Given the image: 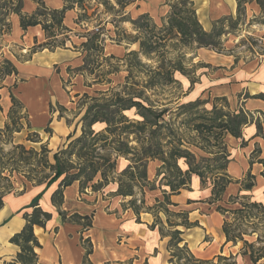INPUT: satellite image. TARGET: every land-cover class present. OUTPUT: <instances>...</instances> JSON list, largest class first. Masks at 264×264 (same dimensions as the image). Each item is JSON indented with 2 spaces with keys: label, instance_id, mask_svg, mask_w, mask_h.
I'll return each mask as SVG.
<instances>
[{
  "label": "crops",
  "instance_id": "crops-1",
  "mask_svg": "<svg viewBox=\"0 0 264 264\" xmlns=\"http://www.w3.org/2000/svg\"><path fill=\"white\" fill-rule=\"evenodd\" d=\"M191 1L195 5L198 22L208 33L218 21L235 19L238 12V0ZM259 1L264 8V0ZM6 2L12 8L16 4L15 0ZM82 2L22 0L20 11L24 15L32 16L38 10L46 12V15L39 16L40 24L25 30L20 26L17 13L7 6L2 9L9 11L5 16L9 29L0 25V129L8 122L13 96L25 115L29 132L40 134L45 129L55 130L56 127L59 131L64 127L68 130L61 120H56V107L71 106L65 82L71 78L70 72L75 68L79 72L85 69L82 66L85 62L83 51L90 50V47H87V36L80 35L78 31L86 32L89 36L94 33L83 25L82 20L86 17L82 16H87V12ZM140 2L142 0L134 3L136 7ZM66 5L70 8L63 15L61 28L54 26L51 29L53 36L48 37L42 27L43 22L50 23L49 14L62 10ZM242 6L249 17L263 13L257 0H244ZM164 8L157 6L155 14L154 8H145L138 14L155 16L162 25L171 12V7ZM58 38H64L62 48L48 50L46 47L58 43ZM34 47L40 50L34 51ZM211 54L214 56L205 62L214 66V72L210 70L208 76L202 74L200 82L195 84L200 91L203 90L201 97L206 93L208 98H226L235 108L239 104L240 110L236 112L241 111L248 119L241 127L240 138L230 134L224 136L229 155L226 173L234 182L227 186L221 204L224 205L230 196L240 192L264 205V57L235 64L232 56ZM4 62L14 69L11 73L2 72ZM75 80L80 81L78 75L74 76ZM97 125L102 129L105 126L103 123L95 124L92 129L96 132L99 131L94 129ZM128 163L123 157H118L117 171H122ZM160 165L157 160L148 162L147 178L150 182L155 181ZM248 173L254 176V185L245 192L241 190V183ZM12 184L14 190L4 194L0 208V264L16 260L19 247L10 239L25 226L24 214L32 211L30 206L38 196V207L50 213L51 218L44 227L33 228L40 245L35 249L36 264H172L169 262L168 231L174 229L182 232L183 242L180 246L186 244L197 259L216 261L217 256H232L233 264H252L247 256L240 254L239 244L226 242L222 232L224 217L216 211V204L209 203L211 187L202 185L196 176L192 177L189 189H181L179 193L170 195V201L176 207L170 206L169 209L186 212L188 221L196 224L190 228H169L162 212L157 214L160 224H156L153 211L144 209L136 215L127 204L131 197L114 195L116 184L104 185L97 191L91 188L81 191L79 182H73L62 189L60 205L53 204L51 200L59 189L58 183L46 189L45 185H23L20 179ZM144 199L146 207H153L156 199H162L161 189L145 188ZM60 213L66 215L65 220H62ZM72 215L90 216V226H83V221L70 220Z\"/></svg>",
  "mask_w": 264,
  "mask_h": 264
},
{
  "label": "rangeland",
  "instance_id": "rangeland-1",
  "mask_svg": "<svg viewBox=\"0 0 264 264\" xmlns=\"http://www.w3.org/2000/svg\"><path fill=\"white\" fill-rule=\"evenodd\" d=\"M6 1L0 0V19L5 14L2 9H6V6L10 7L8 4L6 5ZM80 1H83L84 9L87 12V16H82V18L86 17L82 20L83 25L86 29L98 34V39L95 41L94 49L83 51L85 62L82 66L85 69L79 72L74 67L75 69L70 72L71 78L65 82L66 94L72 103L71 106L69 108L56 107V120H61L62 125L65 124L68 130H65L64 127L59 131L56 127L55 130L54 128L49 129V132L44 131L37 135L29 132L24 121V113L15 106L13 119L16 124L10 126V131L0 134V168L4 167L9 171L14 168L20 173V175L13 173L9 176L5 171L4 175L9 177V182H16L20 179L28 185H35L38 182H42L41 185H44L45 177L51 176L53 171L43 164L41 157H44L52 165L55 163L53 159L55 154L60 159L65 175L76 173L85 160L90 158L88 149L81 151L79 150L80 146L73 145L76 139L82 136L83 117L88 106L92 104L91 99L97 98L103 103L105 100H114V93L120 94L119 99L122 100L120 103L122 107H129L131 103L128 101L130 100L139 101L145 107L151 105L154 111H165L157 125H150L141 134L135 131V135L130 137V145L137 149L138 155L141 152L139 147L142 146L145 149L150 148L152 153H159L158 157L165 161V175L177 180L176 162L182 170H186L187 167L181 160L183 158L174 159L170 155L185 153L188 155L186 162H189L194 168L196 164V166L204 168L201 170L204 173L207 172L205 176L208 178L210 176L209 169L212 170L215 167L214 161L201 162V158L212 159V154L215 151H220L222 148L224 151L223 144L219 147L211 139L214 137V133H218V129H212L216 124L215 118L220 113V115H225L224 119L228 121L232 113L240 109L239 104L238 108H235L234 104H230L226 98L225 100L208 98L206 93L201 97L203 90L200 91L198 85L195 84L200 82L202 74L208 76L210 70L214 72V66L211 65L213 67L211 69L210 64L205 62L210 61V57L214 56L211 52L222 56H232L235 64L264 57V42L262 41L264 38L262 29L264 27V8L260 4L261 1L257 0L262 6L263 13L249 17L242 6L244 0H240L241 5L235 19L229 18V21L223 22V26L217 23L209 32L213 33V37L207 39L206 43L212 45L199 47L198 44L193 43L184 46L178 39L171 36L167 37L164 44H160L161 47H158L150 57L140 53V43L149 38L150 42L159 43L158 38L163 35L161 29L154 31L148 29L145 33L143 30L142 32L136 30L131 22L138 20L140 10L154 8L155 14L157 6L166 9L181 0H142L138 7L134 4L136 2L130 3V0H123L122 2H125L123 5L118 4L115 0ZM193 8L195 9L194 3ZM184 11L186 10L184 9ZM171 13L172 9L166 17L168 18ZM183 15L186 16L185 13ZM167 18L162 21L161 25L157 17L149 16V26L155 25L160 28L167 24ZM78 33L87 36V47H90L93 34L89 36L81 30ZM58 39H60L58 43L46 48L48 50L62 48L61 44L64 38ZM35 50H40V48L34 47ZM130 52H136L138 57L130 56ZM6 65L4 62L2 72L7 73ZM158 72L161 73V76L156 75ZM74 74L78 75L80 81H74ZM167 76L171 77V82H168ZM194 90L195 92H193ZM141 112L136 107H131L124 111L123 115L130 121L136 122L142 120ZM147 117L150 120L153 119L151 115H147ZM199 125L202 128H197ZM94 129H99L98 132H102L105 126L102 129L97 125ZM67 131L69 132L65 136ZM91 137H85L84 142L89 143ZM135 137H138V142L141 144L132 141ZM70 143L72 144L70 145ZM17 145H22L31 154H22L18 150H14ZM42 148L45 152L42 151ZM82 153H88V156L79 157ZM20 156L23 159H28L27 162L18 161ZM93 156L115 158L114 153L108 147L100 148V146L93 151ZM25 177L32 181L27 183ZM109 177L111 180L113 175ZM9 182L4 180L0 181V184L6 186ZM253 223L257 225L255 226L256 234L264 235V226L257 224L258 220H254ZM253 226H240V229L248 234L251 233ZM257 235L245 238L251 242ZM241 245L239 242L240 247ZM260 246L262 244L256 245V247ZM232 259L233 257L223 264H233Z\"/></svg>",
  "mask_w": 264,
  "mask_h": 264
},
{
  "label": "trees",
  "instance_id": "trees-1",
  "mask_svg": "<svg viewBox=\"0 0 264 264\" xmlns=\"http://www.w3.org/2000/svg\"><path fill=\"white\" fill-rule=\"evenodd\" d=\"M22 0H15L16 4L11 8L12 12H15L20 17V26L22 29H26L30 26H35L40 24L39 16L46 15L45 11L38 10L36 14L32 16H27L21 13ZM118 4L123 5V0H115ZM137 0H130V3L136 2ZM7 5V2H5ZM263 6V3L260 2ZM241 5L240 0H238V9ZM3 8V7H1ZM70 8L69 5H66L60 11H53L51 14V22L42 24L43 29L47 33L48 37L53 36L51 31L54 26L61 28V22L65 11ZM172 13L167 18V24H164L162 27L157 28L155 25L149 26L150 20L147 14L141 15L137 21H132L136 30L146 33L148 29L151 31L160 30L163 35L158 38V42L152 41L149 39L142 40L140 43L141 51L140 53L146 57H150L152 53L158 48L161 47L160 44H164L167 37L173 36L178 39L179 42L187 46L189 44H198L199 47L210 46L211 43H206L207 39L213 37V33L205 32L200 23L196 18L195 9L193 8V3L191 0H181L175 5L171 6ZM184 9L186 11H184ZM8 10L5 11L4 16L0 19V25L4 26L6 29H9L8 23L5 21V16L8 14ZM186 14L183 15V14ZM229 21V19H222L218 21V24L223 26V22ZM165 33V34H164ZM220 34V33H219ZM218 34V35H219ZM156 38V37H154ZM98 39V34L93 33L91 37V46L90 49H94L96 46L95 41ZM50 44V43H48ZM129 55H135L138 57L136 52H130ZM140 62V61H139ZM6 67L7 73H11L14 69L8 64ZM141 64V63H140ZM157 76H161V73L158 72ZM168 82H171V77H166ZM155 81V80H154ZM151 82H153L151 80ZM150 82V83H151ZM153 84V83H151ZM119 93H114V100H105L103 103L100 102L97 98H92V104L88 106L85 115L83 117V133L82 136L77 138L73 146H80L79 150H89L90 158L85 160V163L81 165L78 171L72 175H65L64 168L60 164V159L57 155H53L54 164H49L48 161L41 157L43 164L47 168L53 171V174L49 177H45L44 185L45 188H48L54 183H58L59 189L54 192L51 200L55 205H60L62 202V189L71 185L73 182H79L80 190L83 191L85 188H91L93 191H97L102 188L104 185L110 183L116 184V190L114 195L120 198L131 197L128 201V205L135 212L136 215H139L141 210L153 211L156 215V224H160L158 213L162 212L166 217V223L169 228H176L178 226H183L185 228H190L191 226H196L194 223L188 221L187 213L184 211H173L170 210V206L176 207L175 204L171 203L170 195L177 194L181 189H189L191 184V179L193 176L199 178L202 185H209L211 187V197L209 199L210 204H216V211L219 212L223 217L222 232L225 236L226 242H231L233 245L242 244L240 247V254L242 256H247L252 264H264V235H257L255 226H257L254 220H258L257 224H262L264 226V205L260 202L253 200L247 194H241L240 192L236 196H230L224 205L222 196L227 188V186L234 181L226 173V167L229 162L228 153L224 144V136L230 134L235 138H240L241 136V127L248 122V119L245 114L241 111L232 113L227 121L224 119L225 115H219L215 118L216 124L212 127L213 130L218 129V133H214V137L211 139L213 143L219 145L223 144V148L220 151H215L212 155L213 158H201V162L204 161H214V169L208 171L209 177L205 176V173L200 168L196 166L195 168L189 162H186L188 159L185 153H172L171 158L183 160V164L187 167L186 170H182L181 166L176 162V179H171V176L165 175V161L162 158H159V153H152L150 148L139 147L141 150L138 155L136 148L131 144L130 137L135 135V131L139 134L145 132L147 127L150 125H157L159 119H161L165 111H154L153 106H143L138 101H128L131 103L129 107H122L120 103L122 100L119 99ZM141 98V97H136ZM12 108L9 112L8 119L9 121L5 124L4 129H0V134L3 132L10 131V126L15 125L13 117V108L17 106L21 109L20 104L12 96ZM225 100V99H223ZM126 102V101H125ZM198 102V101H196ZM194 103V102H193ZM191 103V104H193ZM131 107H136L138 111H142L140 116L142 120L140 121H130L123 115V112L129 110ZM214 108V107H213ZM112 109V110H110ZM214 110V109H212ZM151 115L152 120L147 117ZM25 120V117H24ZM97 123H103L105 129L102 132H96L92 127ZM197 128H202L201 125ZM46 132H49V129H45ZM37 135V134H36ZM92 136L89 143L84 142L85 137ZM132 141L138 142V137L133 138ZM100 142V143H99ZM72 143H70L71 145ZM100 146V148L108 147L114 155L115 158L112 159L110 156H93V151ZM14 150H18L20 153L31 154L30 151L26 150L22 145H17L14 147ZM44 151V148H42ZM45 152V151H44ZM34 153V151H33ZM35 154V153H34ZM188 154V153H187ZM88 156V153H82L79 157L83 158ZM118 157H123L129 163L122 171H117L116 159ZM26 161L28 159H23L20 156L18 161ZM100 160V161H99ZM157 160L161 163L160 167L157 170L156 179L153 182H150L147 178V164L149 161ZM178 165V166H177ZM209 166V164H208ZM7 172L9 176L13 173L20 175L17 169H12L11 171L6 170V168H0V181L9 182V177L4 175V172ZM110 175L113 177L110 180ZM24 176V175H22ZM26 182L29 183L30 180L28 177ZM209 180V182H207ZM254 176L250 173L246 175V178L241 183L242 191H250L253 187ZM42 182H38L35 185H41ZM25 185V183H23ZM33 185V184H31ZM154 190L157 188L161 189L162 199L155 200L153 207L145 206L144 199V189ZM137 189V190H136ZM167 189V190H166ZM14 190L12 182L7 183L6 186L0 184V208L3 205V196L5 193H10ZM139 194V197L137 196ZM39 197V196H38ZM37 197V198H38ZM37 198L34 199L30 207L32 211L30 213L24 214L26 220L25 226L19 233L13 235L10 239V242L19 247V252L17 253L16 260L12 263L7 264H36L37 263V254L35 253L36 248H40V245L33 233V228L35 226L44 227L46 222L50 220L51 214L43 211L38 207ZM220 203V204H219ZM62 220L66 219L64 213H60ZM90 216H78L72 215L69 217L70 220L80 222L83 221V226H90ZM253 226L251 233H244L240 229V226ZM154 227L153 225L151 226ZM170 235V240L168 243V252H169V262L172 264H223L227 262L229 258L217 256L216 261L213 260H201L194 257L190 252L186 244L180 246L183 242L181 238V233L177 229L168 231ZM257 237L251 242L245 237ZM256 247V245H260Z\"/></svg>",
  "mask_w": 264,
  "mask_h": 264
}]
</instances>
